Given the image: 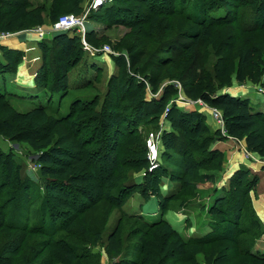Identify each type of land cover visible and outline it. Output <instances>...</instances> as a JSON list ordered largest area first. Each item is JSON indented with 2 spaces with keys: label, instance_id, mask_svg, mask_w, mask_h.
<instances>
[{
  "label": "rangeland",
  "instance_id": "obj_1",
  "mask_svg": "<svg viewBox=\"0 0 264 264\" xmlns=\"http://www.w3.org/2000/svg\"><path fill=\"white\" fill-rule=\"evenodd\" d=\"M25 1L43 23L29 21L0 42L22 55L18 68L0 66L5 97L0 108V260L15 255V264H112L120 258L142 262L151 254L158 259L153 263L215 264L223 250L228 264H264L253 257H264V218L255 208L258 183L245 191L231 183L241 168L251 171L250 179L260 178L264 157L243 141L219 139L222 126L211 111L216 107L192 96L211 91L213 98H238L264 114V28L254 27L257 17L264 21V0H111L96 9L93 0H85L80 13L86 16L85 32L67 33L80 36L83 44L70 62L61 60L53 34L37 36L39 29L54 25V9L70 12L67 0L15 2ZM199 2L209 10L196 20L192 7ZM211 20L209 39L201 31ZM245 44L258 46L262 57L240 75ZM132 54H137L135 64ZM3 55L0 47V61L6 63ZM122 55L125 64L118 63ZM150 77L158 81L157 93ZM142 89L150 120L124 108ZM40 108L45 121L38 132L13 117ZM190 112L203 116L199 134L179 127L182 113ZM222 141L231 143L220 149ZM51 147L64 153L71 148L75 157L66 153L63 161L43 163L41 157ZM108 152L120 162L116 185H138L147 170L164 175L147 198L138 188L123 207L106 198L91 202L67 185L69 177L88 180V188L97 194L105 181L96 183L92 168L106 176ZM239 158L245 163L234 168ZM143 159L148 169L139 168ZM46 166L58 173L46 174ZM27 180L41 187L40 195L30 205L24 229H14L4 206ZM44 201L50 209L46 214ZM218 207L224 209L219 219L235 230V239L199 241L218 232L213 213ZM157 223L170 224L180 239L151 226ZM113 237L119 254L113 250ZM190 240L199 244L197 253L187 246ZM176 242L185 243L186 249L177 248Z\"/></svg>",
  "mask_w": 264,
  "mask_h": 264
},
{
  "label": "trees",
  "instance_id": "obj_2",
  "mask_svg": "<svg viewBox=\"0 0 264 264\" xmlns=\"http://www.w3.org/2000/svg\"><path fill=\"white\" fill-rule=\"evenodd\" d=\"M18 0H0V32H11L16 29L24 28L29 21H39L40 23H43V17L42 15L36 16L33 12L28 10V3L25 1L22 4H18V2H15ZM57 1V0H56ZM147 2L148 0H144ZM69 3V13L66 14H76L80 15L82 12V4L85 2V0H67ZM56 3H54L55 5ZM190 9V8H188ZM209 9L204 3H197L192 7L193 14L191 16L195 17L197 20V16L200 15L201 17H204L205 11L207 12ZM60 9L56 8L53 11L52 20L53 23L57 22L59 18L64 15L60 14ZM260 17V18H259ZM257 17L256 24L257 26H254L255 28H264V21L261 19L262 17ZM158 16L155 17L154 22L157 23ZM208 26H204V30L201 31V36H204L205 38L212 39V32L210 31L211 27L210 25H213V21H210ZM156 25V24H155ZM154 25V27H155ZM70 31H62L57 32L54 34L53 41H55L61 48V60L65 62L73 61V56L76 53V49L79 47H82V41L80 36L72 33L67 34ZM196 33V32H194ZM56 35V36H55ZM89 38V36L87 37ZM0 47L3 50L4 58L6 59V63H3L0 61V66H6L11 65V68H18L21 56H17L19 53L18 50H13L9 48L8 46H5L3 44H0ZM262 50L254 45L251 46L249 44H245L240 52L239 57V69H240V75L243 71H245L247 68H253L258 65L257 59H260L262 57ZM136 55H131V62L136 63ZM127 62V59L125 56H120L118 58L119 64H125ZM8 71V69H6ZM149 80L152 82V91L153 93H157L159 90L158 81L150 77ZM240 80L243 81L244 78L240 76ZM125 90V88H124ZM201 91V90H200ZM196 92L193 93L192 96L197 98L200 97L204 100V102L208 103L211 106H214L216 108H220L223 110V120L225 124V130L226 135H224L223 132L220 130L217 131V137L219 139H227L228 137H231L233 139H236L238 141H243L247 147V149L253 153H257L264 157V134L261 131V125L264 124V114L259 111L256 108L251 107L247 101L240 100L238 98L230 97V96H219L216 98H213L211 96V91H205V92ZM147 94L145 91L138 90L135 94V96L130 100V103L125 105V110L127 113L130 112V114H135L137 118L140 119H147L150 120L153 115L148 114L147 117H145V113H148L147 110ZM5 97L0 92V108L4 106ZM15 121L17 123L22 124L24 127H29L33 131L38 132L39 129H41L44 126L43 119L45 117V114L43 110L36 109L35 111L28 113L26 115H14ZM42 117V118H40ZM123 117H127V114H124ZM183 121L179 125L184 130L189 129L191 131L197 132L198 134L200 131H202L203 128V116L199 112H190V113H182ZM5 121V120H3ZM6 128L11 131L13 129L7 122H4ZM67 154L71 157L74 156L73 149L71 148L66 149ZM144 154L147 153V148L144 147ZM61 148L58 147H51L47 151H45L41 157V161L43 163H49L50 161H63L64 158L62 157L65 155ZM75 157V156H74ZM106 163H107V175L103 176L98 172V168L95 166L92 168V179H94L97 182L101 184L102 180L104 179L105 183L102 186L100 190H97V194H93V189L88 188V180L84 181H78L77 177L74 175H71L69 177V181L67 185L74 188L78 192L83 193L84 197H87L91 202L99 201V199L106 198L108 201L117 204L120 207H123L125 203L128 201L131 194L135 193L138 188L142 191L143 195L147 198L148 194L152 191H154L158 177L162 178L164 174H157L156 171H148L146 173V176L144 177V181L138 185H116L117 182V176L115 175L116 170L119 169V160L115 158L111 153L108 152L106 157ZM149 163L146 159H143L141 165L139 168L141 170L148 169ZM46 174H56L58 173V170L55 168H51L46 166ZM100 174V175H98ZM251 171L244 169H240L231 179V183L235 185H239V187L245 191L247 188L250 189V187L256 185L258 183V177L256 175H253L250 179ZM91 179V180H92ZM60 186H63V184H59ZM57 188V186L55 187ZM41 187L39 185H35L32 181L27 180L22 184V187L17 191V195H15L10 200V204L7 206L5 205L4 210L7 211V223L11 224L14 229L20 228L24 229V220L27 217L28 210L30 208V205L32 204V201H36L38 199V196L40 195ZM3 195V192L0 191V196ZM48 201H44L42 205V210L45 211V214L50 211L48 209ZM224 212V209L222 207H218L213 212L215 215V219L219 223L217 225V222L215 220L214 228L215 231L218 232H212L207 237H204V240L201 239L199 241H213L217 239L222 238H228V239H235L236 233L235 230L228 226V222L225 220L219 219L221 213ZM3 218H0V223H3ZM55 220V219H54ZM54 220H51V225L54 224ZM41 223L39 222L38 225ZM153 226L161 227L163 232L166 235L175 236L177 239H180L179 234L173 229V227L168 223H157L152 224ZM114 243V251L118 254L120 253V246L119 243L115 242V238H112V244ZM191 244L187 245L188 247L191 246L193 253H197L199 251V244L197 242L190 240ZM177 248H180L182 251H184L185 243L183 242H176ZM253 257L258 259V261L264 262V257L259 256L258 254L253 253ZM15 255L12 256H3L1 257L0 264H15ZM157 257L153 255L147 256L145 260H142V262H138L137 260H130L127 258H120L116 259L112 262V264H164L162 260H159L157 263L153 261L158 260ZM260 259V260H259ZM26 264H35L31 262H27ZM215 264H228V259L226 252L221 250L216 258Z\"/></svg>",
  "mask_w": 264,
  "mask_h": 264
},
{
  "label": "built area",
  "instance_id": "obj_3",
  "mask_svg": "<svg viewBox=\"0 0 264 264\" xmlns=\"http://www.w3.org/2000/svg\"><path fill=\"white\" fill-rule=\"evenodd\" d=\"M111 0H93L92 8H99ZM86 16L76 15V14H64L62 15L57 22L54 23V25L51 27L50 30H43L39 29L37 32V36L44 37L48 34H56L57 32L62 31H75L78 33H84L86 29ZM12 36H10L9 32H3L0 33V42L6 41L10 39ZM107 50L110 51V47H107ZM213 112V115L218 119L219 123L222 126L223 133L226 132L225 130V124L223 120V115L220 110L218 109H211ZM150 151L156 155V144L153 140H150L149 143Z\"/></svg>",
  "mask_w": 264,
  "mask_h": 264
},
{
  "label": "crops",
  "instance_id": "obj_4",
  "mask_svg": "<svg viewBox=\"0 0 264 264\" xmlns=\"http://www.w3.org/2000/svg\"><path fill=\"white\" fill-rule=\"evenodd\" d=\"M236 140V139H234ZM221 146L220 149H225L227 147V145H229L231 142L229 141H222L220 142ZM243 162L241 158H239L236 162H235V167L234 168H239L240 165H242ZM255 171V170H254ZM259 182L257 184V198L255 200V208L259 214V216L263 219L264 218V170L261 171L260 174V178H259ZM181 221V220H178ZM178 224V223H176ZM175 225V224H174ZM178 227V226H177Z\"/></svg>",
  "mask_w": 264,
  "mask_h": 264
}]
</instances>
